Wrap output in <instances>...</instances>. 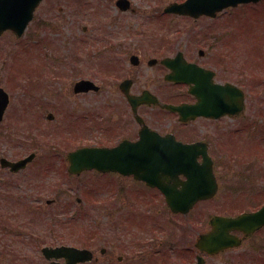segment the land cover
<instances>
[{
  "label": "flooded vegetation",
  "instance_id": "obj_1",
  "mask_svg": "<svg viewBox=\"0 0 264 264\" xmlns=\"http://www.w3.org/2000/svg\"><path fill=\"white\" fill-rule=\"evenodd\" d=\"M47 1L42 0L34 10L32 24L53 30L77 26L86 37L53 40L56 46L62 47L61 54L54 53L53 44L44 56L42 52H33L38 75L31 88L46 86L55 96L49 80L51 75L64 77L67 69L86 76L90 68L99 79L76 80L73 95L103 98L89 101L87 107L80 101L69 106L66 100L61 110L53 102L49 108L48 101L25 98L15 101L11 109L9 90L0 86L8 96L0 124L9 117L13 124L33 123L25 131L33 130L34 124L39 131L41 122H48L52 126L48 132L53 138L50 144L54 145L24 147V138L8 128L0 135V264H264V226L244 232L225 229L213 221L217 216L235 217L255 212L264 205V77L253 69L264 55L258 53V45L255 46L257 51L247 52V39H214V23L220 14L191 17L166 12L172 4L185 0H53L64 1V4L42 7ZM232 11L238 12L240 17L247 13L262 17L264 0L239 4L225 9L222 14ZM168 24L177 27L180 39H156L162 36L160 30ZM123 28L126 35L140 39H116L118 33L124 32ZM94 32L98 39H86ZM33 42L38 46L37 41ZM38 48L41 51L46 46ZM178 53L186 63L207 71H204L205 82L210 72L214 83L234 86L237 93L232 94L235 104L229 114L182 120L180 114L164 109V104L194 105L198 101L191 92L194 83L165 81L170 70L164 60ZM142 68L151 70L162 81L159 83L158 79L153 89H135L137 79L131 73L135 70L144 74ZM117 71L125 75L121 80L114 74ZM221 72L228 78L220 76ZM81 80L93 81L97 90L76 92L75 84ZM107 92L111 96L104 97ZM239 92L244 104L236 110ZM145 96L156 98L157 102L144 100ZM212 112L214 115L215 110ZM150 131L161 137L171 135L183 144L196 145L188 152L197 157L196 164L189 165V169L205 168L203 155L208 158L207 178L202 181L201 189L185 184L188 179L184 173L176 174L175 179L162 177L167 180L163 179V184L168 188L152 186L129 172L72 173L70 155H80L86 148L119 145L126 147L116 148V155H128L130 147L125 144L139 141L142 134L150 137ZM24 148L27 150L23 152ZM128 156L119 157L118 169L124 165L127 170L142 167L141 164L134 167L135 159ZM222 156L224 163L231 161L226 157L234 156L233 161L241 162L243 167L239 183L224 180L225 204L229 208L232 201L245 205L235 212L210 214L207 209H213L221 191L218 158ZM24 160L27 161L19 164ZM54 174L58 179L52 185L50 179ZM212 176L217 185L215 194L197 200L186 213L170 211L166 204L167 193L170 199L175 195L174 201L189 202L195 189V193H208V187L213 185ZM83 177L88 180L80 179ZM76 179L81 180L77 191L82 198L76 199L81 209L66 213L65 218L72 224L69 231L78 242L66 240L55 232L56 215L41 206L43 201L45 206L57 205L61 201L60 192L66 197L64 194L69 190L65 187L71 189ZM35 183L41 184V189ZM46 196L51 199L44 200ZM66 199L70 203V199ZM97 200L99 204H95ZM17 202L20 209H25L24 221H17L18 216L8 213L9 207ZM88 202H93L92 207ZM156 204L161 205V209H157L161 220L154 218L156 215L152 212ZM94 210L101 222L90 226L89 212Z\"/></svg>",
  "mask_w": 264,
  "mask_h": 264
},
{
  "label": "rangeland",
  "instance_id": "obj_2",
  "mask_svg": "<svg viewBox=\"0 0 264 264\" xmlns=\"http://www.w3.org/2000/svg\"><path fill=\"white\" fill-rule=\"evenodd\" d=\"M46 4L62 5L64 4V1L54 2L53 0H49L47 2H44L42 7H44ZM230 13L235 14L236 12H230ZM227 14L225 16L223 15L222 17H220L219 20H215L214 23L215 39H248L247 41L252 40L251 42H255V44H257L260 47L261 51H263L264 20L263 21L260 20V23L258 22L255 23L253 18L254 15L247 13L244 19H248L249 22L245 20L243 22L241 21L228 22L227 24H225L222 21H224V19L227 18ZM246 23L248 24V26H246L247 25ZM171 25L172 24H168V26H166L165 29L162 28V30H160L162 36L156 39H178V36L176 34L177 27L175 25L169 27ZM218 35L220 36V38H218ZM79 36L86 37V35H83L81 33L80 27L77 26L59 27L58 29L53 30L46 26L36 27V24H29L22 39H16L10 32H5L0 36V86L5 88V90H9L10 93L9 106L11 109L15 105L14 104L15 101L17 102L18 100L25 98L29 100L39 99L41 102L48 101L47 104L49 105V108H50V102H53L56 105H58V108L60 107V110L62 108V105L63 106L65 105L66 100L69 106H74L75 105L74 103L80 101V102H85L86 105L85 107H87L89 101L99 100L100 98H103L99 96L97 97L87 96L83 98V97H76L73 95L72 86L76 80L80 78H88V79L93 78V80L99 79L98 77L92 74V69L90 68H87L86 76H81L80 74L75 73L74 71L70 72L67 69L64 70L65 73L64 77H60L56 73L54 75H51V78L49 80L50 83L53 85L52 88H54L55 96H53L51 92H49V90L46 89L48 88L46 86H42V88L40 89L36 88L34 90L31 88V86H29V85H34L33 81L35 80V77L38 75V71L36 70V64H34L33 62V58H34L33 52L34 53L42 52V55L44 56L47 54V52L51 51L52 47L50 46L53 44L55 46L54 53L61 54L63 53L62 47L60 45L56 46L53 40L62 39L65 41V39H78ZM88 36L89 34L87 35L86 39H98L97 32H94L93 36L91 35L89 37ZM116 39H140V38L126 35L124 29V32L118 33ZM33 40L38 42V46L44 44L46 48L40 51L38 46H36L37 44L34 43ZM46 43L48 46L46 45ZM248 47L249 46L247 45V49H246L247 52L250 51V48ZM262 54L264 53L262 52ZM262 58L259 60V64L255 65L253 69L256 72L261 71L262 77H264V70H263L264 55H262ZM142 70L144 74L136 73L135 70L133 73H131V76L133 78L136 77L137 79L135 89L137 87L139 88L149 87L153 89V86L154 84H157L158 79H159V83L162 81L161 77L155 76L151 70H147L145 68H142ZM54 72H57V70L55 69ZM119 73L121 72L117 71L114 74L119 78V80H121V78H123V76L125 75ZM118 75H122V76H118ZM220 76L226 79L228 78V76L224 72H221ZM45 80H48V76L45 78ZM105 96L107 97L111 96L110 92L104 93V97ZM11 109L9 111V114L11 112ZM8 119L4 121V123L0 124L2 125V127L0 126V135L3 134L5 128H8L11 129V132L14 133H15L14 130H16L18 136L24 138L25 140V144L23 145L24 147H28V148L54 147L53 144H50L52 143L51 139L53 138L50 136V133H48L51 132L50 130H52V126L50 123L42 121L43 123L41 122L39 131L36 130L35 124L33 126V130L25 131L28 129L29 126L33 125V123L13 124L12 121H9ZM34 138H36V140ZM56 140L58 141V139ZM26 150H27L26 148L22 149L23 152ZM233 153H235V151ZM233 157L234 156L226 157V158H231V161H228V163H224L223 156L222 158H218L220 162L218 167V175L222 186H221L219 198L215 200V203L213 204V209L212 210L207 209V211H209L210 214L212 213L225 214L229 212H235L236 210L239 209V207L241 208V206L245 205V204L239 205L232 201L230 205L231 207L229 208L225 204L226 200L224 199V197L226 196V192L224 187L226 183L224 180H226L227 183L229 181H238L239 183L240 169L243 168L241 162L239 163L233 161L234 160ZM56 177H57L56 174H54L53 177H51L50 184L54 185V183L57 182L58 178ZM80 179L88 180V178H84V177ZM80 179H76L73 181L74 185H71V189L65 187V189H68L69 191L67 192V194L64 195H67L66 197L70 199V203L66 202L67 201L66 197H64L61 194L62 192H60L58 197L61 196V201L57 205L54 204L50 206H45L44 201L42 202L41 205L44 206L45 210L56 215L53 228L55 229V232L59 234L61 233L60 235L66 240L70 239L72 241H77V237L74 236V234L69 231V229L72 228V224L68 223V220L65 218V216L66 213L68 214V212L70 211H75V210L79 211L81 209V206L78 203H76V199L82 198L81 194H79V192L77 191V189L79 190V185L81 181ZM60 183H62V181ZM35 185L39 189H41L42 187V185L39 183H35ZM87 188H88V183L85 186V189ZM61 189L64 190L63 185H61ZM49 196L52 195L50 194ZM49 196H46L44 200H46ZM49 199H51V197H49ZM20 202L26 203L25 201L22 200ZM92 203L93 202H88V204L91 207H92ZM26 204L36 206V208H41V206L38 204H34V203L31 204L26 203ZM95 204H99V200L95 201ZM84 207L88 208L87 205H84ZM204 207L206 208V205H204ZM68 208L69 210L65 212ZM159 208L161 209V205L156 204L152 212L153 215H156V217L154 218H158L161 220L162 216L157 213V209ZM207 208H209V206ZM23 212H25V209L24 208L20 209V205L18 204V202L16 203V205H12L11 208L9 207L8 210V213H14L16 216H18L17 221H24L25 215ZM100 218L101 217L99 216L97 210H94L92 212L90 211L88 217V223H90V226H94L95 224L94 222L96 223L101 222ZM76 227H79V225Z\"/></svg>",
  "mask_w": 264,
  "mask_h": 264
},
{
  "label": "water",
  "instance_id": "obj_3",
  "mask_svg": "<svg viewBox=\"0 0 264 264\" xmlns=\"http://www.w3.org/2000/svg\"><path fill=\"white\" fill-rule=\"evenodd\" d=\"M40 0H0V34L5 30L13 31L17 37H20L24 32L28 22L32 18V12L34 8ZM201 3L198 0H188L185 4L173 7L171 10L177 13H190V14H199L200 12L211 13L212 10L210 9H203L201 11L197 10L195 6ZM214 6V10H220L224 6H228L230 4H234V0H210V3ZM212 9V7H211ZM179 56H177L174 60H171V66L175 68L177 60H179ZM179 63V61H178ZM168 78L173 79L175 76L171 75ZM94 88L92 83L87 81H82L77 84L76 91H87L88 89ZM7 103L6 94L0 90V118L1 112L3 111L5 105ZM215 106L220 104V100L215 102ZM168 109L173 112H184L183 110H187L191 113L192 116L203 114L205 116L209 115V108L210 103H207V99H202L198 102L195 106H182V107H174L167 105ZM218 116V115H215ZM162 140V141H160ZM147 142V143H145ZM130 147L129 151L131 154L129 156L133 157L135 160L132 163L134 167L139 168H131L129 170L126 169L125 165L122 166L120 169L118 156H116V152L114 150H89V154L85 157L82 161L79 168H86L91 169L95 168L100 171H109V170H120L122 172H129L133 173L137 179L145 180L150 185H157L161 188L166 187L163 184V181L166 180L162 177L170 176L174 178L176 174L179 173H186L190 178L188 181L185 182L187 185H192L193 181H195L196 186L202 188V181L206 180V173H207V166L209 162L204 160L205 168H198V169H189V162H191V158L195 157L191 154H188L189 150L194 148V145H181L180 143L174 142L172 139L167 138H159L155 134H151V136H141V139L137 143H129L125 144ZM119 147H126V146H119ZM137 149H140L141 152H136ZM134 152L132 153V151ZM145 151V152H144ZM84 151L79 154L71 155L70 160L73 168H77L79 166L78 162H76L79 158L83 156ZM128 155H122V157H126ZM128 156V157H129ZM144 157V161H141ZM130 159V157H129ZM138 159H141L138 161ZM27 160L19 162V164H24ZM71 167V168H72ZM72 168V170H73ZM192 168V167H191ZM144 169V170H143ZM74 171V170H73ZM162 174L161 176H159ZM166 178V177H165ZM164 179V180H163ZM190 179V180H189ZM210 180H213V177H210ZM168 188V187H166ZM215 184L213 182V186H211L210 191H214ZM190 191V190H189ZM196 189L194 190L193 194L190 196L189 202L186 203H176L173 201L175 195H171V200L168 198V205L172 211H182L185 212L188 208L191 207L193 201L198 198V196H204L203 193L200 191L195 193ZM210 193V192H209ZM208 193V195H209ZM167 197L168 193H167ZM214 222H218L222 224V227L225 229L228 228H238L243 230L244 232H251L261 226L264 225V206L257 211L256 213L252 214H244L237 218H222V217H215Z\"/></svg>",
  "mask_w": 264,
  "mask_h": 264
}]
</instances>
